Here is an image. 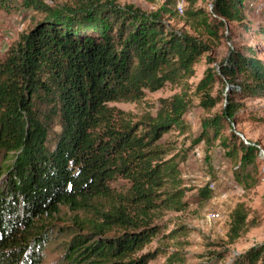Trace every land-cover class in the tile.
I'll use <instances>...</instances> for the list:
<instances>
[{
  "label": "trees",
  "instance_id": "trees-1",
  "mask_svg": "<svg viewBox=\"0 0 264 264\" xmlns=\"http://www.w3.org/2000/svg\"><path fill=\"white\" fill-rule=\"evenodd\" d=\"M242 7L243 0H214L210 12L187 11V20L218 39L223 20L242 21ZM46 11L0 60V264H42L64 208L75 214L67 264H148L163 253H143L160 234L156 215L187 207L179 161L166 159L160 143L171 130L186 131L187 103L176 95L155 118L138 121L110 104L140 102L167 82L187 83L211 48L167 25L165 16L176 13L164 7L148 14L84 0L74 15ZM253 55L231 54L219 65L221 75L208 70L197 89L207 114L200 141L218 143L245 189L257 185L261 149L236 133L242 119L233 95L211 113L222 100L211 91L217 82L239 81L244 98H264V61ZM39 94L61 119L53 149L49 122L36 110ZM118 180L127 186L116 187ZM248 217L238 204L230 244L252 227ZM229 264H264V244Z\"/></svg>",
  "mask_w": 264,
  "mask_h": 264
},
{
  "label": "rangeland",
  "instance_id": "rangeland-1",
  "mask_svg": "<svg viewBox=\"0 0 264 264\" xmlns=\"http://www.w3.org/2000/svg\"><path fill=\"white\" fill-rule=\"evenodd\" d=\"M83 1L0 0V60L12 45L21 41V37L45 17L46 10L52 8L64 15H74V9ZM101 1L122 7L134 5L148 14L156 13L164 7L176 13L173 20L169 15L165 16L167 25L202 39L211 48L202 56L195 67V76L187 83L179 85L167 82L159 90H147L145 98L140 102L110 104L138 121L155 118L163 101L172 100L176 95H183L187 103L183 116L186 131L182 133L171 130L160 142L169 154L166 159L176 158L179 161L181 189L185 191L183 203L187 207L181 212L164 210L156 215L154 225L160 229V234L143 253L155 252L157 249L163 253L148 264H229L235 256L264 244V98H244L239 92V81L234 84L226 82L225 87L217 82L211 91L212 97L222 99L211 113L220 112L229 103L225 98L227 94L233 95L238 105V117L242 119V124L235 125L236 133L240 139L251 141L261 149L262 162L255 176L257 185L245 189L234 179L231 162L218 143L200 141L202 121L207 114L197 90L208 70L221 75L219 65L233 53L247 57L255 54V57L264 61V0H243L242 21L223 20L225 29L219 32L218 39L208 38L201 31L194 30L186 14L191 10L210 12L214 0ZM181 6L183 13L179 8ZM36 99L37 112L49 122L47 145L53 149L62 133L60 116L55 113L54 106L42 102L41 94ZM115 186L123 188L127 183L118 180ZM241 203L248 210L252 227L235 243L230 244L228 234L232 213ZM74 216L73 212L64 208L54 220L50 242L43 251L42 264H67L66 244L72 238ZM178 258L181 262L174 263Z\"/></svg>",
  "mask_w": 264,
  "mask_h": 264
},
{
  "label": "built area",
  "instance_id": "built-area-1",
  "mask_svg": "<svg viewBox=\"0 0 264 264\" xmlns=\"http://www.w3.org/2000/svg\"><path fill=\"white\" fill-rule=\"evenodd\" d=\"M180 8V11L183 13V7L181 6V7H179Z\"/></svg>",
  "mask_w": 264,
  "mask_h": 264
}]
</instances>
